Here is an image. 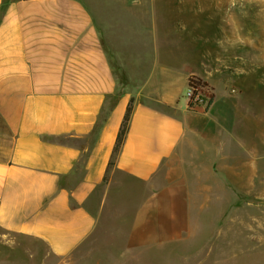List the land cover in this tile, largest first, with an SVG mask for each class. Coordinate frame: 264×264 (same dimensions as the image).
Returning a JSON list of instances; mask_svg holds the SVG:
<instances>
[{"label":"crops","instance_id":"1","mask_svg":"<svg viewBox=\"0 0 264 264\" xmlns=\"http://www.w3.org/2000/svg\"><path fill=\"white\" fill-rule=\"evenodd\" d=\"M147 11L127 0H0V228L66 257L107 218L128 252L192 241L207 216L219 239L243 217L257 220V39L243 51V35L223 18L196 41ZM130 15L136 34L121 27ZM135 73L141 85L132 89ZM191 77L207 103L189 106ZM131 98L130 128L110 165Z\"/></svg>","mask_w":264,"mask_h":264},{"label":"rangeland","instance_id":"2","mask_svg":"<svg viewBox=\"0 0 264 264\" xmlns=\"http://www.w3.org/2000/svg\"><path fill=\"white\" fill-rule=\"evenodd\" d=\"M127 1L147 8L150 21L162 18L173 21L177 26L175 34L193 37L196 41L201 39L203 29L211 31L224 18L227 30L243 35V51H248L250 40L256 38L258 51L264 55V0ZM161 3L166 4V10L161 8ZM116 14L117 11L115 17ZM185 15L193 22L183 24ZM120 22L124 30L129 28L125 34H136L130 31L137 24L133 16L122 17ZM113 24L117 30V18ZM259 77H263L264 82V64L259 68ZM259 77L260 84L262 80ZM128 80L129 87L137 89L141 85V73L130 74ZM259 91L264 92L263 85H260ZM258 204L256 221L253 217H243L244 224L241 227H226L223 238L212 236V220L207 216V227L192 241L134 252L125 249L123 236L115 232L116 221L109 218L93 238L66 257L53 255L39 239L0 228V264H264V203ZM251 222L252 227L249 226Z\"/></svg>","mask_w":264,"mask_h":264},{"label":"trees","instance_id":"3","mask_svg":"<svg viewBox=\"0 0 264 264\" xmlns=\"http://www.w3.org/2000/svg\"><path fill=\"white\" fill-rule=\"evenodd\" d=\"M201 83L199 78L196 77H191L190 78V85H194V87H196L197 85H199ZM134 98H131L128 107H127V111L126 114L124 116L118 137H117V141L114 147V151H113V161H111L110 165L114 164V161L116 160L118 154L120 153L125 139L127 137V133L129 131L130 128V121H131V117H132V113L134 111ZM107 180V177H105V181Z\"/></svg>","mask_w":264,"mask_h":264},{"label":"built area","instance_id":"4","mask_svg":"<svg viewBox=\"0 0 264 264\" xmlns=\"http://www.w3.org/2000/svg\"><path fill=\"white\" fill-rule=\"evenodd\" d=\"M186 98L189 101V106H194L196 104L207 103L206 96L200 90H198L194 85H189L186 92Z\"/></svg>","mask_w":264,"mask_h":264}]
</instances>
